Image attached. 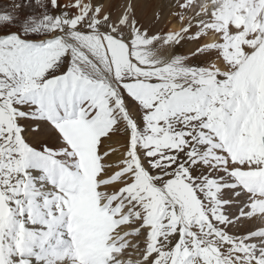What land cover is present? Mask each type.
<instances>
[{
    "label": "snow or ice",
    "instance_id": "1",
    "mask_svg": "<svg viewBox=\"0 0 264 264\" xmlns=\"http://www.w3.org/2000/svg\"><path fill=\"white\" fill-rule=\"evenodd\" d=\"M153 19L0 5V264H264V0Z\"/></svg>",
    "mask_w": 264,
    "mask_h": 264
},
{
    "label": "bare ground",
    "instance_id": "2",
    "mask_svg": "<svg viewBox=\"0 0 264 264\" xmlns=\"http://www.w3.org/2000/svg\"><path fill=\"white\" fill-rule=\"evenodd\" d=\"M128 1H130V0H123V3H125V2H128ZM136 1H141V0H136ZM146 1V3H147V6H142L141 4H139L138 6H137V8H138V12H139V15H138V20H142V18H143V16L144 15H148V14H151V17H152V19H153V16H154V13L162 6V5H166L168 2H169V0H155V3H156V5H155V9H153L154 11H152V6H151V4H150V2H151V0H145ZM110 2H111V4H112V6H114V5H116V3H117V0H113V1H111L110 0ZM150 9H151V11H150ZM154 20V19H153ZM168 23V25H170V30L171 31H176V30H179L180 29V27H181V22L180 21H178L176 18H175V16L174 15H168V14H165V15H163L162 16V18H161V21L157 24V25H164V24H167ZM159 30H161V29H159ZM212 38L209 36L208 37V40H211ZM192 47H194V45H192V44H190V43H187L186 45H185V47H184V50L186 51V52H188L189 51V49L190 48H192ZM261 223H264V219H262L261 220Z\"/></svg>",
    "mask_w": 264,
    "mask_h": 264
},
{
    "label": "rangeland",
    "instance_id": "3",
    "mask_svg": "<svg viewBox=\"0 0 264 264\" xmlns=\"http://www.w3.org/2000/svg\"><path fill=\"white\" fill-rule=\"evenodd\" d=\"M111 1H113V0H111ZM11 2V0H0V5H4V4H8V3H10ZM128 2H130V3H134V6H135V14H136V17H137V19H138V15H139V12H138V8H137V6L139 5V4H141L142 6H147V3H146V1L145 0H141V1H136V0H130V1H128ZM124 3H123V0H117V3H116V5H114V6H112V11L115 13V12H117V11H119V8H120V6H122ZM150 4H151V6H152V11H154L153 9H155V5H156V3H155V0H151V2H150ZM151 9H150V11H151ZM151 11V12H152ZM142 24H145V25H150V24H153V23H155V21L152 19V17H151V14H148V15H144L143 16V18H142V20H139ZM156 27H157V29H161L163 32H165V33H167V32H174V31H171L170 30V25H168V23L167 24H164V25H157L156 24ZM176 31H178V30H176ZM203 42V41H202ZM187 43H185V45H186ZM185 45H184V47H185ZM184 47H182L179 51H180V53L181 54H185V53H187L185 50H184ZM117 147H119L118 145H116ZM135 259V257H133V260Z\"/></svg>",
    "mask_w": 264,
    "mask_h": 264
}]
</instances>
